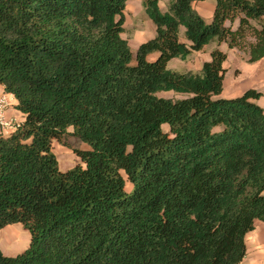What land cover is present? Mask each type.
<instances>
[{"label":"trees","instance_id":"1","mask_svg":"<svg viewBox=\"0 0 264 264\" xmlns=\"http://www.w3.org/2000/svg\"><path fill=\"white\" fill-rule=\"evenodd\" d=\"M128 1L0 0V85L24 118L0 134V230L30 234L0 264H241L264 223L262 93L221 97L219 49L168 68L222 43L262 60L264 0H215L210 22L204 0H143L156 36L135 53ZM69 127L91 149L62 172L51 144Z\"/></svg>","mask_w":264,"mask_h":264},{"label":"rangeland","instance_id":"2","mask_svg":"<svg viewBox=\"0 0 264 264\" xmlns=\"http://www.w3.org/2000/svg\"><path fill=\"white\" fill-rule=\"evenodd\" d=\"M131 0H129L130 2ZM138 1V0H135ZM127 3L124 23V34L122 37L126 39L133 50L136 51V40L142 36H146V40L151 39L155 36V27L153 22L150 20L148 15L144 12H139L140 5L137 3ZM202 6H205V12L198 9L200 16L206 21L210 22L211 17H207L208 13H212L215 6V0H204L201 1ZM143 5V4H142ZM201 6V7H202ZM134 7V8H133ZM204 8V7H203ZM209 11V12H207ZM139 15V16H138ZM211 15V14H210ZM151 25L152 32L149 33V27ZM237 24L233 25L235 28ZM149 33V34H148ZM219 50L227 54V60L224 64V69L226 70L223 84V92L221 94L222 98H235L242 96L246 91L254 89L262 93V97L255 101L259 106L264 108V58L255 63L248 62V55L244 52L238 50H230L226 43L216 46ZM189 60L172 63L169 65V69L178 71L181 73L185 72H198L202 67L203 58L199 55L200 53H194ZM155 56L151 59L155 60ZM205 60V59H204ZM161 98L166 99H180L182 96L176 95L173 92H163L158 94ZM16 101H12V103ZM10 108L11 104H10ZM9 108V109H10ZM14 110V108L12 109ZM15 112V111H14ZM163 129L168 131V127L164 126ZM74 127H69L67 129V135L62 140L57 139L52 140L51 152L55 155L59 169L62 172L73 169L77 165H81V158L77 155L75 150H90V146L83 143L74 135ZM5 137L10 136V133H4ZM128 191H131V186L128 185ZM30 246V234L29 231L24 228L21 224L9 225L0 230V250L5 256L15 257Z\"/></svg>","mask_w":264,"mask_h":264},{"label":"crops","instance_id":"3","mask_svg":"<svg viewBox=\"0 0 264 264\" xmlns=\"http://www.w3.org/2000/svg\"><path fill=\"white\" fill-rule=\"evenodd\" d=\"M133 2L137 3V5H140L139 12L143 13L144 12V9L142 7L143 6L142 5L143 4V0H138V1L131 0L129 3H133ZM135 3H133V4H135ZM201 6H202V2H198V3L194 4V8H195L196 11H198V9H199L200 11H204L205 12L206 11L205 10L206 9L205 6H202V7ZM159 7H160L162 12H166L167 9H168V0L161 1L159 3ZM207 12H209V11H207ZM213 12H214V10H213ZM213 12L212 13H208L207 17H211V16L213 17ZM236 24L238 25V23H236ZM148 27H149V33H151L152 32L151 25H148ZM235 28H237V26ZM183 34H184V29L182 28L181 34H180L181 35V41L186 42L185 39L183 38ZM155 36H156V28H155ZM155 36H153L151 39H153ZM144 37H146V36L144 35L141 38H137V40H136V47H137L136 50L138 49V47L142 43L148 41ZM129 45H130V43H129ZM216 46L218 47V45H216V44H211V45H209V46H207L205 48L204 52H200V54H203V55H199L200 57L203 58V61H202L203 64L205 62H209L211 60L212 51L215 50V49H218V48H216ZM193 54L188 58V60L190 58H192L193 56H198V55H193ZM153 56L156 57L157 55L155 54ZM178 62H180L179 59L171 60L169 62V64H168V67H169L170 64H172V63H176L177 64ZM0 93H4V95L9 100V102L11 104V107H12V108L9 109L7 116L9 118H12V119L18 121V122H23L24 118H23L22 114L19 113L16 110L17 101L15 100L14 96L11 95V94H7L4 91V88L1 85H0ZM12 101H16V103L15 102L12 103ZM13 108H14V110H12ZM241 264H264V223L261 222V221H256L254 230L246 235V256L244 257V259L241 262Z\"/></svg>","mask_w":264,"mask_h":264},{"label":"built area","instance_id":"4","mask_svg":"<svg viewBox=\"0 0 264 264\" xmlns=\"http://www.w3.org/2000/svg\"><path fill=\"white\" fill-rule=\"evenodd\" d=\"M10 108V102L4 95V93H0V134L4 133H14L21 122H18L12 118L7 116Z\"/></svg>","mask_w":264,"mask_h":264}]
</instances>
